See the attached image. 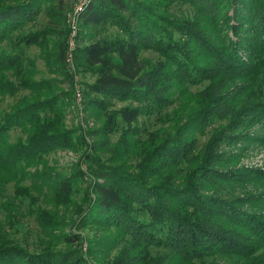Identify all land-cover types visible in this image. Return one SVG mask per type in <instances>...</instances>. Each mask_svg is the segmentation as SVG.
<instances>
[{
	"label": "trees",
	"instance_id": "1",
	"mask_svg": "<svg viewBox=\"0 0 264 264\" xmlns=\"http://www.w3.org/2000/svg\"><path fill=\"white\" fill-rule=\"evenodd\" d=\"M69 1L0 0L2 92L13 94L36 84L29 77L35 67L24 73V49L46 46L48 30L27 32L25 26L48 2L62 8ZM172 2L190 4L192 17H171L167 11ZM80 20L95 29L94 38L77 46L74 58L78 67L94 74L84 92L101 95L88 96L87 103L102 111L112 99L129 101L92 131L107 135L119 123L126 126L112 148L104 140L96 146L109 154L107 160L84 153L94 166L75 218V225L110 230L123 243L107 261L102 256L105 238L86 237L88 253L97 264H217L218 258L264 264V168L231 167L234 158L219 152L223 139L264 143V136L248 130L254 124L264 128V0H88ZM108 24L122 34L101 35ZM147 49L160 58L145 69L140 54ZM60 50L62 58L63 42ZM194 85L202 87L189 92ZM175 102L173 114L163 113ZM56 104L55 97L38 98L11 112L0 110V172L5 177L0 176V199L3 186L15 179V196L27 199L52 233L66 219L39 205L33 188L16 174L7 175L23 164L44 162L43 168L48 167L44 155L70 146V132ZM152 115L174 123V132L141 138L132 124L139 116ZM212 126L213 135L197 150L198 136ZM19 127L24 136L10 140V131ZM57 181L52 200L68 205L74 184L69 178ZM234 184L244 192H225ZM0 207L15 220L14 201L7 198ZM58 233L64 241H83L76 233ZM69 253L55 251L51 242L28 250L8 236L0 221V264H71Z\"/></svg>",
	"mask_w": 264,
	"mask_h": 264
},
{
	"label": "rangeland",
	"instance_id": "2",
	"mask_svg": "<svg viewBox=\"0 0 264 264\" xmlns=\"http://www.w3.org/2000/svg\"><path fill=\"white\" fill-rule=\"evenodd\" d=\"M79 3L80 0H70L60 8L54 7L53 3L48 2L42 7L36 19L25 26L24 30L27 32L48 30L46 46L32 44L24 49V61H26L23 67L24 73L31 66L35 67V75L29 77L36 82L35 85L37 86H21L13 94L0 90V110L2 111L11 112L17 105H21L25 101L38 98L47 100L55 97V101H57L56 108L58 107L63 112L64 127L70 132L68 134L71 140L70 146L53 149L44 155L43 160L48 167L43 168L44 162L36 165L23 164V167L17 171L11 170L7 177L14 178L15 174L20 177L23 185L33 188V194L39 198L37 203L43 208L64 217L66 224L60 230H57V233H52L50 229L45 228L36 218L33 206L29 204L28 200L15 196V179L3 186V196L0 199V201H6L8 198V200L15 202V207L12 208L15 209V220L10 221L6 215L5 207H0V221L4 229L7 230L8 236L19 244L26 246L28 250L39 249L42 245L51 242L55 251H70L69 260L71 264H97L96 257L88 253V242L84 240L86 237L91 239L105 238L102 256L107 261L112 260L123 241L111 234L110 232L112 231L110 230L103 232L102 229L93 225L83 227L75 225L76 208L84 205V190L90 180H92L90 172L91 167L93 168L94 166L90 159L84 157V153H96L103 160L109 158V154L106 153L104 148L98 150L95 149L96 146H99V142L104 140L109 148H112L120 135V128L126 126L119 123L120 127L107 135H97L92 131L99 128L113 110L129 104V101L112 99L111 105L102 111L97 110L93 104L87 103L88 96L101 97V95L92 92L87 96L84 92L87 88L86 85L94 80V74L92 71L78 67L74 58L75 48L93 39L95 31L93 28L82 26L80 17L78 19L73 18L74 7ZM158 12L161 11L158 10ZM167 12L171 17H192L193 8L188 3L172 2ZM101 32V35L112 38L122 34L118 27L113 24L106 25V27L101 29ZM62 42L64 43V55L59 58ZM70 42H72V45H69ZM70 52H72V59H67ZM159 58V53L151 49L143 50L140 54V59L145 69L156 63ZM29 62H33L34 65ZM11 71H5V74H11ZM10 80L16 83L19 81L14 76ZM33 87L37 88L36 92ZM201 87V85H194L190 86L188 90L189 92H196ZM77 90L81 93V100L79 101L76 96ZM181 99L184 100L186 98L183 97ZM177 105V102L173 103L163 113L173 114V109ZM223 124L224 122H222ZM132 125L139 130L141 138H147L153 133L160 135L161 132H168V134H171L175 130V127H173L174 123L159 115L139 116L138 120ZM248 130L253 136H264V128L258 124L252 125ZM20 135L24 136L21 128H13L10 131L9 138L13 140ZM212 135L213 126L208 127L203 135H199L197 150H200ZM219 152H222L225 157L234 158V163H232L231 167L245 168L255 166L264 168V143L253 139H240L232 143H227V140L223 139L219 146ZM40 171H43L44 175H38L41 173ZM0 176L5 178L3 172H0ZM61 178H69L76 190L68 205H56L52 200L54 188L52 185H56L57 180ZM248 188L251 189L252 187L249 185ZM225 192L239 195L244 192V189L240 185L234 184L231 187L228 186ZM58 232L79 234L83 237V241L81 244L64 241L60 239L61 237L58 238L56 236L59 234ZM217 264L232 263L226 259L218 258Z\"/></svg>",
	"mask_w": 264,
	"mask_h": 264
},
{
	"label": "built area",
	"instance_id": "3",
	"mask_svg": "<svg viewBox=\"0 0 264 264\" xmlns=\"http://www.w3.org/2000/svg\"><path fill=\"white\" fill-rule=\"evenodd\" d=\"M88 0H80V3L77 4L75 7H74V10H73V18L74 19H78L80 17V14H81V11L84 9V7L86 6ZM69 45H72V42H70ZM67 59H72V52H70V54L68 53V56H67ZM81 93L79 90L76 91V96H77V100H81Z\"/></svg>",
	"mask_w": 264,
	"mask_h": 264
}]
</instances>
